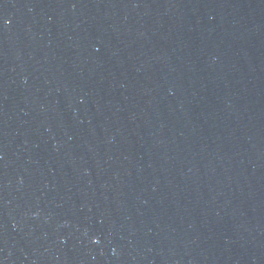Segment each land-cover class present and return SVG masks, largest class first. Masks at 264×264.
Returning <instances> with one entry per match:
<instances>
[{"label":"water","instance_id":"1","mask_svg":"<svg viewBox=\"0 0 264 264\" xmlns=\"http://www.w3.org/2000/svg\"><path fill=\"white\" fill-rule=\"evenodd\" d=\"M0 264H264V0H0Z\"/></svg>","mask_w":264,"mask_h":264}]
</instances>
